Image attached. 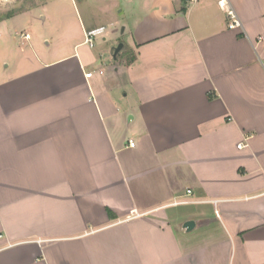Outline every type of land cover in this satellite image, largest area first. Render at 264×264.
Returning a JSON list of instances; mask_svg holds the SVG:
<instances>
[{"label":"crops","instance_id":"crops-1","mask_svg":"<svg viewBox=\"0 0 264 264\" xmlns=\"http://www.w3.org/2000/svg\"><path fill=\"white\" fill-rule=\"evenodd\" d=\"M71 1L0 60V264H264V0Z\"/></svg>","mask_w":264,"mask_h":264},{"label":"rangeland","instance_id":"rangeland-1","mask_svg":"<svg viewBox=\"0 0 264 264\" xmlns=\"http://www.w3.org/2000/svg\"><path fill=\"white\" fill-rule=\"evenodd\" d=\"M9 1L0 0V60H6L5 64L13 63L14 52H20V48L29 57L35 54L42 57L44 53L48 54L51 50L54 52L59 47L67 50L71 40L66 27L78 21L79 16L71 0H11V4H8ZM122 9L123 6L120 5L113 10L115 18L122 16ZM5 21H8L7 24ZM108 28L118 36L115 46L123 44L126 40L124 26ZM11 31L14 32L12 36ZM26 33L32 37L30 46L28 43L27 46L20 43ZM100 40L101 38L96 41V50Z\"/></svg>","mask_w":264,"mask_h":264},{"label":"built area","instance_id":"built-area-1","mask_svg":"<svg viewBox=\"0 0 264 264\" xmlns=\"http://www.w3.org/2000/svg\"><path fill=\"white\" fill-rule=\"evenodd\" d=\"M188 2L191 3H197L200 0H186ZM218 4L219 7L226 12L227 17L230 21V25L232 28H239L241 27V22L238 19L235 11L232 9V7L230 6L228 0H218ZM106 33V28L105 27H99L96 29H92V30H88L85 33V44L88 45L90 48L95 47L96 45V41L99 38H103L104 35ZM26 37L28 38L29 36L26 35ZM93 76V73H88L87 77L91 78ZM129 147H135V143L132 140H129ZM239 148H241V146H239ZM188 193L190 194L191 191H188Z\"/></svg>","mask_w":264,"mask_h":264},{"label":"water","instance_id":"water-1","mask_svg":"<svg viewBox=\"0 0 264 264\" xmlns=\"http://www.w3.org/2000/svg\"><path fill=\"white\" fill-rule=\"evenodd\" d=\"M123 44L118 45L117 47H115L114 49V54H113V58L117 59L118 54L120 53V51L123 49ZM195 226V223L193 221H189L184 225V228H186L188 231H191Z\"/></svg>","mask_w":264,"mask_h":264}]
</instances>
